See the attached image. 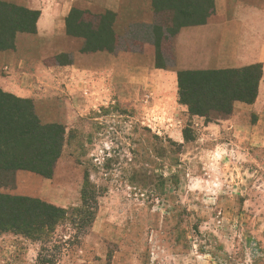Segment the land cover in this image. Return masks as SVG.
Returning a JSON list of instances; mask_svg holds the SVG:
<instances>
[{
    "label": "rangeland",
    "instance_id": "1",
    "mask_svg": "<svg viewBox=\"0 0 264 264\" xmlns=\"http://www.w3.org/2000/svg\"><path fill=\"white\" fill-rule=\"evenodd\" d=\"M170 18L162 14L154 27L161 37L157 29L139 34L158 43L164 65L173 64L179 30ZM261 93L248 130L203 133L188 124L184 144L110 109L96 111L93 124L64 128L52 178L16 172L0 193L72 210L87 179L98 195L92 226L73 240L68 223L58 227L53 240L61 243L45 251L2 234L0 264H41L39 255L52 264H264V82Z\"/></svg>",
    "mask_w": 264,
    "mask_h": 264
},
{
    "label": "crops",
    "instance_id": "2",
    "mask_svg": "<svg viewBox=\"0 0 264 264\" xmlns=\"http://www.w3.org/2000/svg\"><path fill=\"white\" fill-rule=\"evenodd\" d=\"M0 1L38 13L35 34H17L13 50L0 51V90L30 100L35 114H45L46 124L76 130L81 123L93 124L96 111L110 109L143 129L172 132L183 143L181 132L188 124L203 133L238 134L249 129L247 118L261 108L264 0H212L213 11L204 23L178 30L173 64L164 67L157 64L154 43L139 38L152 34L162 15L155 13L151 0ZM73 11L93 18L113 15L111 44L85 51V39L67 32ZM251 66L262 71L253 104L235 102L229 116L210 123L190 116L179 104L178 72Z\"/></svg>",
    "mask_w": 264,
    "mask_h": 264
},
{
    "label": "trees",
    "instance_id": "3",
    "mask_svg": "<svg viewBox=\"0 0 264 264\" xmlns=\"http://www.w3.org/2000/svg\"><path fill=\"white\" fill-rule=\"evenodd\" d=\"M151 1L155 13L168 14L170 25L179 29L204 23L213 11L212 0ZM37 18V12L0 1V51L13 50L17 34H35ZM112 20L110 13L93 18L73 11L67 20V32L85 39V51L108 47L112 42L109 28ZM156 35L161 37L163 33L157 29ZM154 45L157 64L164 67L160 63L158 43ZM261 76V66L178 72V102L187 107L190 116L204 118L205 123H210L213 118L229 116L235 102L253 104ZM187 130L182 131L184 142L191 141L186 137ZM64 138L63 126L40 123L30 100L0 90V189L11 184L16 172L51 179L61 156ZM97 198V192L87 179L81 192V205L72 210L30 197L0 193V235L12 233L22 236L43 244L41 251H45V244L61 243L53 239L56 229L62 225L68 223L73 228L72 240L87 234L97 211ZM71 239L62 243L66 245ZM38 259L41 264H52L41 255Z\"/></svg>",
    "mask_w": 264,
    "mask_h": 264
}]
</instances>
